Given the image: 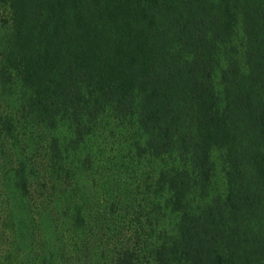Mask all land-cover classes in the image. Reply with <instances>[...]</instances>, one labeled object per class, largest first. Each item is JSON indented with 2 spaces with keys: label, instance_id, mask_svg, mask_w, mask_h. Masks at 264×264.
I'll return each instance as SVG.
<instances>
[{
  "label": "trees",
  "instance_id": "trees-1",
  "mask_svg": "<svg viewBox=\"0 0 264 264\" xmlns=\"http://www.w3.org/2000/svg\"><path fill=\"white\" fill-rule=\"evenodd\" d=\"M0 13V74L25 111L0 115V136L18 137L29 114L52 131L56 168L61 126L69 145L104 120L124 127L134 158L161 161L154 264L261 258L264 231L250 226L264 223V0H0ZM217 149L232 156L228 184L209 200ZM72 214L83 219L81 206ZM136 256L126 249L116 264Z\"/></svg>",
  "mask_w": 264,
  "mask_h": 264
},
{
  "label": "rangeland",
  "instance_id": "rangeland-1",
  "mask_svg": "<svg viewBox=\"0 0 264 264\" xmlns=\"http://www.w3.org/2000/svg\"><path fill=\"white\" fill-rule=\"evenodd\" d=\"M3 40L0 27V68ZM235 40L245 43L240 31ZM4 78L0 74V115L17 119L25 113L24 92L4 84ZM26 115L15 131L18 137L0 136V264H116L126 249L137 254L136 264H154L151 252L159 235L154 181L160 159L134 158L128 130L104 120L80 145H69L68 124L61 126L57 135L68 146L54 168L52 131L37 129ZM213 158L209 200L225 194L232 156L217 149ZM239 163L247 167V156ZM75 205L82 208L80 222L72 214ZM170 217L167 212L163 219L167 227ZM256 224L264 231L259 219L250 227ZM252 259L244 264H264V253Z\"/></svg>",
  "mask_w": 264,
  "mask_h": 264
}]
</instances>
